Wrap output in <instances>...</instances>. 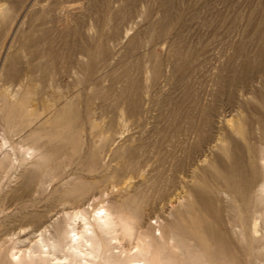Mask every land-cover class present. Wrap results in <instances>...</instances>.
<instances>
[{"label": "rangeland", "instance_id": "374dc122", "mask_svg": "<svg viewBox=\"0 0 264 264\" xmlns=\"http://www.w3.org/2000/svg\"><path fill=\"white\" fill-rule=\"evenodd\" d=\"M99 209L92 264H264V0H0V264Z\"/></svg>", "mask_w": 264, "mask_h": 264}, {"label": "bare ground", "instance_id": "6f19581e", "mask_svg": "<svg viewBox=\"0 0 264 264\" xmlns=\"http://www.w3.org/2000/svg\"><path fill=\"white\" fill-rule=\"evenodd\" d=\"M233 176L237 178L243 177L237 162ZM69 224L70 228L65 237L66 243L63 244L62 248H60V246L58 247V245L51 247L56 250L58 249L57 251L63 252V248L68 246V253L73 261L68 263L67 257L64 256L62 261L61 259L54 258L53 260L55 263L52 264H92L97 259L98 246L102 249L108 248V250H110V241L112 240L109 239V236L111 234L119 230L124 232L127 231L126 234L129 233V231L124 228L123 223L104 209L94 210L92 213L75 211L69 217ZM251 225L253 231L256 232L254 230L256 227V220H252ZM191 235L194 236L195 233L192 231ZM123 249L124 250L119 251L116 256L112 255L113 253L111 254V257L116 260L117 264H146V262L129 261L128 258L131 254L129 251L126 252L127 250L125 248ZM46 255L50 257L49 252H46Z\"/></svg>", "mask_w": 264, "mask_h": 264}]
</instances>
